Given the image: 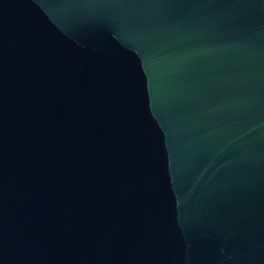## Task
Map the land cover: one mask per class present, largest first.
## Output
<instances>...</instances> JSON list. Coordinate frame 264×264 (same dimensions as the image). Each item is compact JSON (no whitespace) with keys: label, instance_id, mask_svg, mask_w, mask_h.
Returning <instances> with one entry per match:
<instances>
[{"label":"water","instance_id":"1","mask_svg":"<svg viewBox=\"0 0 264 264\" xmlns=\"http://www.w3.org/2000/svg\"><path fill=\"white\" fill-rule=\"evenodd\" d=\"M0 264H264V0H0Z\"/></svg>","mask_w":264,"mask_h":264}]
</instances>
